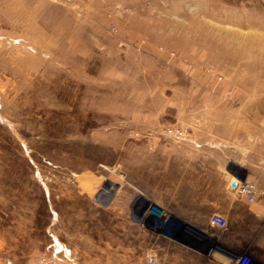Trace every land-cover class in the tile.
I'll list each match as a JSON object with an SVG mask.
<instances>
[{"label":"rangeland","instance_id":"1","mask_svg":"<svg viewBox=\"0 0 264 264\" xmlns=\"http://www.w3.org/2000/svg\"><path fill=\"white\" fill-rule=\"evenodd\" d=\"M205 127L264 159V0H0V264H264L182 218Z\"/></svg>","mask_w":264,"mask_h":264},{"label":"crops","instance_id":"2","mask_svg":"<svg viewBox=\"0 0 264 264\" xmlns=\"http://www.w3.org/2000/svg\"><path fill=\"white\" fill-rule=\"evenodd\" d=\"M198 130L200 131L196 134L192 133L193 135L190 134L186 137L187 145L192 148L195 146L199 157L196 163L189 165V170L193 172L192 178L182 179L181 212L183 219H193L205 212L210 219L211 214L215 211L229 212V210L222 208V198L224 195H229L230 192L235 193L237 190L230 187L233 177L226 181L223 179L225 175L222 167L228 163L226 149L234 148L238 162L242 161V163L246 162L245 164L250 165L247 168L240 164L248 172L246 179L250 177L258 188L264 187V182L261 181L264 174L262 153L253 154L249 151L245 153V147L237 142L232 146L226 145L224 142L226 140L221 139L214 128L205 127L203 130ZM232 132L233 130L230 133ZM250 156H255V158ZM259 191L257 192L258 201L256 200L255 203L249 202L246 196L237 195L235 197V206L230 213L228 223L229 238L233 240L237 237H244L250 241L248 247L252 252L256 248L264 249V197L258 199ZM175 202L177 203L173 200V203ZM165 203L170 204V199L167 198ZM186 205L188 206L186 207Z\"/></svg>","mask_w":264,"mask_h":264},{"label":"built area","instance_id":"3","mask_svg":"<svg viewBox=\"0 0 264 264\" xmlns=\"http://www.w3.org/2000/svg\"><path fill=\"white\" fill-rule=\"evenodd\" d=\"M175 130L179 133H186L187 128H171L169 129V132H172ZM236 178V177H234ZM237 190L239 193L245 195L247 197V200L251 203L256 202L257 200V192H258V186L255 182L250 181L248 179H242L238 180ZM156 218L154 216V211L151 209V207L148 205L146 208L143 209L140 221L143 226H151L150 221L151 219ZM210 225L216 229L224 230L228 227V217L221 213L220 211H215L210 216ZM230 261H232V264H251L252 258L247 254L237 253L232 257L229 256ZM149 260L153 261L155 260L154 257L149 256Z\"/></svg>","mask_w":264,"mask_h":264},{"label":"water","instance_id":"4","mask_svg":"<svg viewBox=\"0 0 264 264\" xmlns=\"http://www.w3.org/2000/svg\"><path fill=\"white\" fill-rule=\"evenodd\" d=\"M238 180H239V178H234V179H232V181L230 182V187L232 188V189H235L236 187H237V185H238Z\"/></svg>","mask_w":264,"mask_h":264},{"label":"bare ground","instance_id":"5","mask_svg":"<svg viewBox=\"0 0 264 264\" xmlns=\"http://www.w3.org/2000/svg\"><path fill=\"white\" fill-rule=\"evenodd\" d=\"M196 238V237H195Z\"/></svg>","mask_w":264,"mask_h":264}]
</instances>
